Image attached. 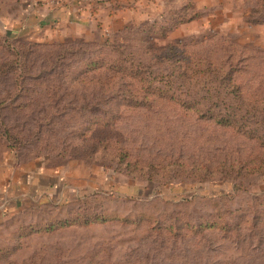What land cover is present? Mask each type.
Wrapping results in <instances>:
<instances>
[{
  "label": "rangeland",
  "instance_id": "obj_1",
  "mask_svg": "<svg viewBox=\"0 0 264 264\" xmlns=\"http://www.w3.org/2000/svg\"><path fill=\"white\" fill-rule=\"evenodd\" d=\"M3 164L0 264H264V0H0Z\"/></svg>",
  "mask_w": 264,
  "mask_h": 264
},
{
  "label": "crops",
  "instance_id": "obj_2",
  "mask_svg": "<svg viewBox=\"0 0 264 264\" xmlns=\"http://www.w3.org/2000/svg\"><path fill=\"white\" fill-rule=\"evenodd\" d=\"M77 6L78 4L57 8L52 15L48 16L49 18L39 14L38 21L40 24L62 21L81 22L77 17L78 12H75L76 10L74 9ZM28 16L30 26L37 27L39 24L37 26L32 25L34 22H38L36 20L37 14L31 13ZM13 168H10L7 164L0 166V201L2 199L9 200L7 206L0 204V221L6 216L18 212L21 208L32 205L35 198L43 199L45 194L46 187L43 184L44 180L40 176H37V174H26L19 168L15 170Z\"/></svg>",
  "mask_w": 264,
  "mask_h": 264
},
{
  "label": "trees",
  "instance_id": "obj_3",
  "mask_svg": "<svg viewBox=\"0 0 264 264\" xmlns=\"http://www.w3.org/2000/svg\"><path fill=\"white\" fill-rule=\"evenodd\" d=\"M36 17H37V20H38V15H37ZM41 25H42V24H41ZM126 197H130V198H131V197H135V196H133V195H131V194H129V195L127 194Z\"/></svg>",
  "mask_w": 264,
  "mask_h": 264
}]
</instances>
